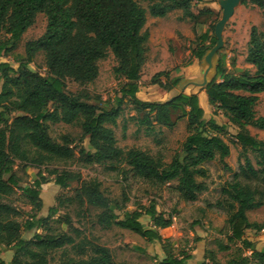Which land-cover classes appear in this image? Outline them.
Wrapping results in <instances>:
<instances>
[{
    "label": "trees",
    "instance_id": "obj_1",
    "mask_svg": "<svg viewBox=\"0 0 264 264\" xmlns=\"http://www.w3.org/2000/svg\"><path fill=\"white\" fill-rule=\"evenodd\" d=\"M146 1L149 2L148 11L154 17L181 9L184 17L194 20L196 37L192 56L198 61H202L217 43L215 22L204 30L205 22L200 19L213 14L214 10L210 7L198 12L192 10L194 2L205 0ZM241 2H250L264 12V0ZM39 12L46 15V30L40 37L26 43V54L18 68L0 61V124L5 125V128L0 127V199L9 197L19 188L29 199L32 209L40 211L43 207L41 186L49 180L40 174L32 184H20L14 170L15 158L36 166L65 160L72 155L71 149L53 139L49 122L72 123L82 119L83 134L89 136V146L80 150L85 161L124 159L135 175L157 184L177 181L173 187L180 197L187 202L197 201L201 193L208 190L205 179L210 170L206 164L219 158L225 167H229L225 158L230 155V145L223 137L227 125L218 123L213 117L206 119V111L196 92H180L166 101L139 98V81L150 36L149 30L144 29L147 8L139 0H0V56L16 48ZM39 51L45 53L46 75L29 67ZM110 52L117 61L115 75L125 79L118 106H98L67 90V78L78 84L95 80L99 74V61ZM246 59L256 68L254 74L227 71L225 56H222L213 79L205 86H198L206 91L208 108L220 111L239 128L236 141L243 150L249 148L258 155L257 167L248 156L244 161L240 160L237 170L232 173V180L208 205L227 213L228 240L240 243L242 249H250L252 252L247 257L264 263V251L258 250L245 236L249 229H264V223L252 222L247 215L248 210L264 204V139L255 137L247 128L252 125L264 130V115L257 116L255 109L258 94L264 92V30L257 26L251 28ZM163 75L168 72H157L152 83L169 89L181 80V77H172L168 84L161 80ZM127 97L136 104L138 111H143L137 122L146 131H151L155 123L172 126L175 111L187 119L188 135L183 144V157L175 156L166 165L139 148L124 150L118 145L114 129L108 124L114 126L117 123L120 105ZM49 174L55 175L54 182L61 187L68 186L71 181L80 182L76 197L82 203L101 209L97 222L106 228L117 225L148 240L163 241L159 230L173 224L171 216L166 217L157 211L155 202L144 211L136 209L121 215L125 204L106 196L98 180H83L80 172L69 169L53 168ZM197 176L203 180H198ZM55 212L56 209L50 207L47 216L30 213L21 223L16 219L19 210L0 200V244L13 245L16 253L10 263L0 256V264H62L52 262L49 253L69 244L76 246L73 236L38 231ZM144 214L151 219L152 226L143 224L141 218ZM64 222L71 224V219L66 217ZM23 229L36 231L30 238H25ZM163 247L166 253L164 264H189V253L182 251L175 256L166 244ZM20 251L29 260H20L17 257ZM78 254H85L83 247L78 248ZM63 264L126 263L115 261L107 246L94 245L86 257L69 258ZM229 264L242 263L231 260Z\"/></svg>",
    "mask_w": 264,
    "mask_h": 264
},
{
    "label": "rangeland",
    "instance_id": "obj_2",
    "mask_svg": "<svg viewBox=\"0 0 264 264\" xmlns=\"http://www.w3.org/2000/svg\"><path fill=\"white\" fill-rule=\"evenodd\" d=\"M141 5L147 8V22L144 29L149 30L146 58L143 72L139 81L140 90L138 96L143 101H166L167 96L179 92L196 93L202 91L191 81L203 82L204 59L198 61L192 56V48L195 46L194 20L183 16L181 9H174L163 17L152 16L149 9V2L139 0ZM210 7L214 10L211 15H204L200 19L205 22V30L211 23L215 22V29L223 17V7L219 0H205L194 2L192 10L198 12L201 8ZM47 25V18L43 12L36 15L34 23L23 34L20 42L9 53L2 54L0 61L8 62L18 68L19 62L26 54L25 45L29 40L36 39L44 34ZM253 26L264 30V12L252 3L236 5L234 13L222 25L221 35L223 45L214 54L219 63L220 58L225 56V68L234 74H254L256 68L247 61L248 42ZM197 67L188 70L194 63ZM99 74L95 80L86 84H78L71 78L66 79L67 90L79 96H83L90 103L98 106H118V98L121 97V88L125 79L116 76L114 66L117 64L113 53L99 61ZM29 67L43 75L48 73L44 51L37 52L35 59L29 63ZM184 69L180 72L182 78L174 88L166 93L163 87L152 83L153 76L160 71L168 72V75L161 76V80L170 83L171 76H178L177 69ZM180 76V75H179ZM174 78V77H173ZM259 100L256 104V115H264V92L258 94ZM208 105V104H207ZM52 107V106H51ZM206 119L214 116L220 124H226L227 129L223 132L225 141L230 145V155L225 158L229 167H225L219 158L206 164L210 174L206 180L208 190L201 193L195 202H187L182 199L173 187L177 181L167 184H157L144 180L135 175L134 171L124 159L104 160L101 162H87L80 150L89 146V136L83 134L82 119L72 123L63 121L49 122L50 134L61 144L71 149L72 155L65 160L47 162L41 165H32L25 160L15 158L14 170L20 179V184H32L40 174L49 180L41 186V200L43 207L40 211L32 209L29 199L24 196L21 189L3 200L17 210L19 215L16 219L23 223L30 213L37 216H47L49 208L53 207L56 212L48 219L45 226L38 229L45 233H67L75 239L76 246L71 244L65 248L52 250L49 258L52 262L65 263L69 258H82L91 253L94 245L107 246L115 261L126 264H164L162 259L166 256L164 244L175 256L182 251L194 252L191 263L200 264H229L235 260L242 264H264L257 260L250 259V249H242L240 243L228 240V230L225 227L227 213L222 210L210 207L221 192V188L230 180L232 173L237 170L240 160L244 161L248 156L257 167L258 155L251 149L243 150L236 141V133L239 128L230 123L229 120L214 108H209ZM143 111L136 109V104L127 97L121 103L117 123L113 126L117 143L124 150L132 147L139 148L153 155L162 163L168 165L175 156L183 157V144L188 135L187 119L180 116L179 111L173 113L174 124L166 126L155 123L151 131L145 127H139L137 118ZM5 128V125L0 124ZM252 135L264 139V130L249 125L247 127ZM32 147L29 146V149ZM33 153L31 155L33 156ZM11 154V153H10ZM53 168L69 169L80 172L83 180H98L101 189L112 201L125 204L120 213L136 209L145 210L155 202L158 212L166 217L171 216L173 224L169 228L160 229L161 240H148L126 228L117 225L104 227L97 222V214L101 209L91 206L86 202L82 203L77 197V189L80 182L71 181L68 186L61 187L54 182L55 175H50L49 170ZM7 177V176H6ZM5 177V178H6ZM198 180L203 178L197 176ZM173 184V185H171ZM248 218L252 222L264 223V204L247 211ZM66 217L71 219V224L64 222ZM146 226H152L148 215L141 218ZM36 230L30 232L22 230L25 238H30ZM255 243L258 250L264 251V229H249L245 235ZM227 246V248H222ZM83 247L84 255L78 254V248ZM16 253L13 245L0 244V256L7 263H10ZM17 257L22 260H29L21 251ZM193 260V261H192Z\"/></svg>",
    "mask_w": 264,
    "mask_h": 264
},
{
    "label": "water",
    "instance_id": "obj_3",
    "mask_svg": "<svg viewBox=\"0 0 264 264\" xmlns=\"http://www.w3.org/2000/svg\"><path fill=\"white\" fill-rule=\"evenodd\" d=\"M220 4L223 7V17L218 22L215 30V36L217 38V43L206 53L204 57V68L203 74L204 79L203 82H195L191 81L190 83L196 84L198 86H205L215 74L217 60L214 57V54L218 51V49L223 45V39L221 35L222 25L228 20V18L234 13L236 5L240 2V0H219Z\"/></svg>",
    "mask_w": 264,
    "mask_h": 264
},
{
    "label": "crops",
    "instance_id": "obj_4",
    "mask_svg": "<svg viewBox=\"0 0 264 264\" xmlns=\"http://www.w3.org/2000/svg\"><path fill=\"white\" fill-rule=\"evenodd\" d=\"M147 45H148V42H147ZM146 62H147V58H146ZM146 62H145V64H146ZM144 64V65H145ZM197 65H198V62L197 61H194V63L192 64V65H190V67H187V69L188 70H192L193 68H195V67H197ZM178 71L177 72H185V70L184 69H182V70H180L179 68L177 69ZM180 72H179V74H178V76H171V77H181L182 78V76H181V74H180ZM180 75V76H179ZM190 84H193V83H190ZM175 86H172L171 88H169V89H165V90H168V91H165L166 93H169V91H171V89L172 88H174ZM173 90V89H172ZM185 92V91H184ZM192 92H195V90L194 91H192ZM191 92V93H192ZM180 93V92H179ZM186 93H188V92H186ZM176 94H178V93H175V94H171V95H169V96H167V99L166 100H168V99H170V98H172L173 96H175ZM198 95H199V100H200V103H201V105H202V107H204V109H205V111H206V113H208V112H210V109L208 108V97H207V94H206V91L203 89L201 92H199V93H197ZM214 116L215 115H213V118H214ZM209 118H210V115H209ZM249 126V125H248ZM247 126V127H248ZM194 252L195 251H193V252H191V253H189L190 255H191V257L188 259V263L189 264H193V262L191 263V259H193V254H194ZM166 257V256H165ZM164 257V258H165ZM163 258V259H164ZM163 259H162V261H163ZM193 261V260H192ZM203 263V262H202ZM195 264V263H194ZM201 264V263H200Z\"/></svg>",
    "mask_w": 264,
    "mask_h": 264
}]
</instances>
